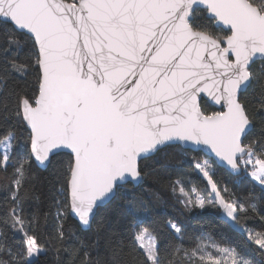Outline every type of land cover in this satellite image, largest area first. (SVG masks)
<instances>
[{
	"label": "water",
	"instance_id": "95a60500",
	"mask_svg": "<svg viewBox=\"0 0 264 264\" xmlns=\"http://www.w3.org/2000/svg\"><path fill=\"white\" fill-rule=\"evenodd\" d=\"M196 9L230 34L194 29ZM0 20L36 43L39 93L21 104L31 156L45 170L72 155L70 214L84 230L167 146L243 172L253 123L240 97L264 61V11L249 0H0Z\"/></svg>",
	"mask_w": 264,
	"mask_h": 264
},
{
	"label": "trees",
	"instance_id": "16d2710c",
	"mask_svg": "<svg viewBox=\"0 0 264 264\" xmlns=\"http://www.w3.org/2000/svg\"><path fill=\"white\" fill-rule=\"evenodd\" d=\"M191 25L220 40L230 34L203 9H196ZM250 72L252 83L240 97L253 123L244 144L264 160V61L254 63ZM40 83L34 39L0 20V144L12 137L7 163L0 152V264H154L139 243L144 230L156 241L157 264H264V246L251 237L255 231L264 236V185L244 167L236 176L202 152L178 145L143 159L142 182L119 186L84 230L70 214L72 155H54L45 170L31 156L21 104L23 99L35 103ZM201 107L206 114L218 111L205 99ZM203 160L212 165L218 189L239 205L233 222L214 203L200 207L184 202L182 191L205 198L211 194L198 170ZM28 238L41 249L31 260Z\"/></svg>",
	"mask_w": 264,
	"mask_h": 264
},
{
	"label": "rangeland",
	"instance_id": "374dc122",
	"mask_svg": "<svg viewBox=\"0 0 264 264\" xmlns=\"http://www.w3.org/2000/svg\"><path fill=\"white\" fill-rule=\"evenodd\" d=\"M257 7L261 11H264V3ZM11 147H12V137L11 136L6 138L0 144V152L5 159V163H7L8 161ZM247 149H248V154L244 158H242V161H241L242 168L243 167L244 169L246 168L247 171L250 172L251 176L255 179V181L264 185V160L260 159L257 153H254V151L249 150V147H247ZM198 170L209 181L210 188H211V194L209 198H205L196 192L184 193L182 191V195L184 196V202L188 203V205H191V206H200V207H203L207 203H214L222 209L223 214L227 217V219L233 222L236 212L239 209V205L237 204L236 200L229 201L228 199H226L223 193L218 189V186L215 184V182L211 178L213 167L211 164H209L208 161L203 160V162L198 165ZM236 176H239V175H236ZM251 237L258 244H261L262 246H264V236L261 234V232H258V231L251 232ZM138 239H139L140 245L147 252L149 258L153 261L154 264H157V252H156L157 246H156V241L153 238V236L147 230H144L138 234ZM40 251L41 249L37 246L35 240L33 238H28L27 240L28 259L31 260L35 258L39 254ZM210 254L213 257L212 253ZM214 258H216L217 262L218 261L219 262L222 261L225 263L227 262L226 257L224 259V258H221L220 256H214Z\"/></svg>",
	"mask_w": 264,
	"mask_h": 264
}]
</instances>
